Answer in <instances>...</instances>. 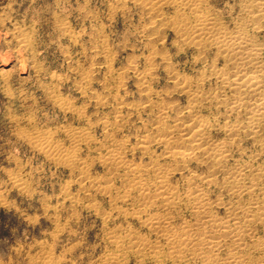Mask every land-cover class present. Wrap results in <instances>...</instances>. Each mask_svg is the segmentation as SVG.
Masks as SVG:
<instances>
[{"label":"rangeland","instance_id":"obj_1","mask_svg":"<svg viewBox=\"0 0 264 264\" xmlns=\"http://www.w3.org/2000/svg\"><path fill=\"white\" fill-rule=\"evenodd\" d=\"M243 2L209 0L229 29L233 27L234 19L243 14ZM261 2L252 1L250 10L262 8ZM173 10L171 6L164 7V17L173 14ZM155 15L157 12L148 13L146 5L137 0H0V264H33L48 255L52 259H49L50 264H102L108 254L116 252V247L109 243L106 235L114 228H118L117 234L122 236L131 230L153 239L152 231L135 218L117 214L107 195L95 190L92 193L96 194L86 197L80 187L78 170H68L66 166L47 159L30 140L36 132L47 131L51 135L56 133L53 138L66 144L68 126L92 125L90 132L95 143L83 145L78 154L92 162L89 167L91 175L104 174L103 166L92 161L95 147L102 146L105 138L100 117L108 115L110 122L120 124L111 113L118 109L124 120L121 126L116 125L119 128L111 127L109 131L115 138L124 139L129 159L145 162L147 156L138 151L137 138L141 132L151 131L153 121L158 119L153 116L157 106L169 107L168 116L161 119L169 122L168 125H177L187 119L183 112L188 99L173 83L171 74L182 76L184 73L183 76L196 78L199 73L204 74L206 63L213 56L211 51L199 56L196 47L180 39L177 28L168 26ZM255 32L259 34L258 38H264L262 30L256 29ZM23 38L27 39L26 42L22 41ZM102 43L107 55L102 53ZM105 60L110 61L111 71L103 66ZM144 68H148L146 80L150 91L140 83L136 74ZM77 70L86 77L83 83L86 88H78L81 79L76 75ZM215 85L213 80L204 82L206 90H213ZM51 93L60 95L65 102L76 107L75 110L85 114L84 117L78 118L71 111L54 104ZM96 97H100L99 102L95 101ZM207 103L202 113L211 114L221 123L223 114L212 115L216 110L214 103ZM235 116L242 118L237 113L231 114L230 118L234 120ZM262 130L259 138H252L244 132L235 137L232 146L238 139L237 144L243 148L241 152H245L236 153L235 157L241 160L248 158L247 162H252L254 167L264 166ZM212 134L224 136L219 129H214ZM154 150L161 152V147L155 145ZM191 168L197 175L210 172L208 163H193ZM185 172H174L170 179L184 188L181 180L188 173ZM261 177L257 181L264 184V175ZM219 190L211 191V196L216 197ZM228 195L224 193L223 199L227 200ZM127 207L131 210L133 205ZM160 209L156 205L152 212ZM216 211L218 215H224L222 208H216ZM103 215H108L107 222L103 221ZM190 215L188 209L181 208L176 220L190 219ZM121 264L182 263H174L166 257L141 258L132 253H122Z\"/></svg>","mask_w":264,"mask_h":264},{"label":"bare ground","instance_id":"obj_2","mask_svg":"<svg viewBox=\"0 0 264 264\" xmlns=\"http://www.w3.org/2000/svg\"><path fill=\"white\" fill-rule=\"evenodd\" d=\"M137 1L146 5L148 13L157 12L155 16L158 19L177 28L180 39L196 47L199 56L207 51L213 52L212 59L206 63L207 70L204 74L199 73L196 78L183 76L184 73L182 76L174 72L171 74L173 83L178 85L188 99L183 112L187 119L177 125H168L169 122L161 119L168 116L169 107L157 106L153 116L158 119L150 126L151 131L146 129L147 131L138 134L136 143L138 151L147 156V160L137 162L127 157L129 152L126 154L128 148L124 139L115 138L109 131L119 123L110 122L108 115L100 117L105 138L102 146L95 147L92 161L103 166L104 174L97 176L89 173L92 162L88 157L86 159V156L83 158L78 154L83 145L95 143L93 133L90 132L92 125L83 126L84 123L78 127L68 126L65 131L68 138L66 144L53 138L57 135L55 130L53 136L47 131L34 132L35 136L30 141L47 159L66 166L68 170L77 169L81 177L80 187L86 197L95 190L107 195L117 214L132 216L152 231L154 237L150 239L151 236L146 237L131 230L122 236L117 234L118 228L110 229L106 235L109 243L116 247V252L108 254L102 264H121L122 253H132L141 258L166 257L174 263L182 264H264V184L260 183L261 180L257 181L264 175V166L254 167L252 162H247L248 158L241 160L235 157L236 153H245L244 150L241 152L238 139L232 146V141L242 132L252 138H259L258 134L264 126V38H258L259 34L255 32L257 29L264 33V0H261L263 7L253 11L250 10V3L256 0H243V4H240L243 14L234 19L231 29L221 21L209 0ZM166 6H171L174 10L173 14L164 17L162 9ZM256 11L260 13L255 14ZM26 40L22 39L23 42ZM101 41L103 42V37ZM107 52L102 43L103 55H107ZM203 60L206 61L205 57ZM104 65L111 71L110 61L105 60ZM147 69H141L136 74L140 83H144L146 90L150 91L151 87L146 80ZM76 75L81 79L78 86L81 89L86 77L81 70H77ZM206 80L214 81L216 85L213 90L204 88ZM51 98L54 104H59L78 118L84 117L85 114L82 115L79 109L75 110L76 107L69 105L60 95L51 93ZM99 99L96 97L95 101ZM208 101L213 102V107L216 108L212 115L223 114L221 123L216 121L217 118L213 119L211 114L202 113ZM111 113H114L115 121L120 122L118 126H121L124 119L120 110L115 109ZM234 113L241 114L242 118L239 116L241 119H238L236 115V119H231L230 115ZM96 121L98 122L95 120V123ZM214 129L222 130L224 136H213ZM155 145L161 147L160 153L155 152ZM193 163H208L210 172L197 175L196 170L191 168ZM184 171L188 173L185 172L186 175L182 176V188L181 184H176L170 177L174 172ZM63 189L66 195V184ZM215 189H220V192L213 198L210 192ZM95 192L93 193L96 194ZM224 193L226 196L229 194L227 200L222 197ZM69 199L68 197L67 200ZM128 205H133V208L128 210ZM156 205L163 212H160L161 209L159 212H152ZM181 208L188 209L192 218L176 220ZM216 208H222L224 215H218ZM105 216L103 215L104 222L108 215ZM175 220L177 223H174ZM49 259V255L42 256L33 264H50L52 259Z\"/></svg>","mask_w":264,"mask_h":264}]
</instances>
